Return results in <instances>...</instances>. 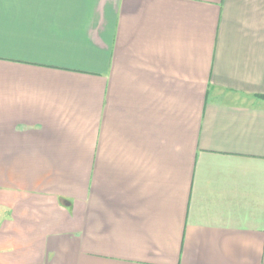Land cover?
<instances>
[{"label":"crops","instance_id":"1","mask_svg":"<svg viewBox=\"0 0 264 264\" xmlns=\"http://www.w3.org/2000/svg\"><path fill=\"white\" fill-rule=\"evenodd\" d=\"M0 264H264V0H0Z\"/></svg>","mask_w":264,"mask_h":264}]
</instances>
